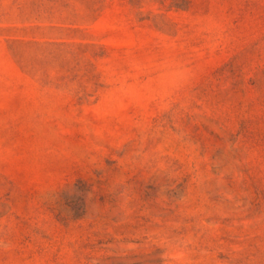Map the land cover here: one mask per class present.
Wrapping results in <instances>:
<instances>
[{
  "label": "rangeland",
  "instance_id": "rangeland-1",
  "mask_svg": "<svg viewBox=\"0 0 264 264\" xmlns=\"http://www.w3.org/2000/svg\"><path fill=\"white\" fill-rule=\"evenodd\" d=\"M0 264H264V0H0Z\"/></svg>",
  "mask_w": 264,
  "mask_h": 264
}]
</instances>
